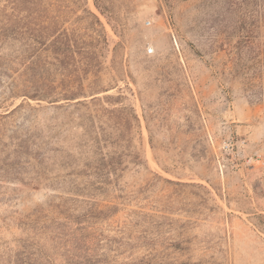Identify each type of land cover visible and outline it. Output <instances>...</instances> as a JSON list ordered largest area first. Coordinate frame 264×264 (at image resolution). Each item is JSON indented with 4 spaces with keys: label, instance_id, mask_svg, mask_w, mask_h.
Wrapping results in <instances>:
<instances>
[{
    "label": "rangeland",
    "instance_id": "374dc122",
    "mask_svg": "<svg viewBox=\"0 0 264 264\" xmlns=\"http://www.w3.org/2000/svg\"><path fill=\"white\" fill-rule=\"evenodd\" d=\"M11 2L0 264H264V0Z\"/></svg>",
    "mask_w": 264,
    "mask_h": 264
},
{
    "label": "trees",
    "instance_id": "16d2710c",
    "mask_svg": "<svg viewBox=\"0 0 264 264\" xmlns=\"http://www.w3.org/2000/svg\"><path fill=\"white\" fill-rule=\"evenodd\" d=\"M11 3H15V9H18V7H22L20 9V11H23V9L26 7V5H28L30 3V0H13V2ZM27 16V14L25 13V16L24 18ZM28 25V26H27ZM25 26L29 27V30L30 31H33L35 33H37L35 36H34V39L33 41L35 43H41V34H40V29H39V26L37 23H32V22H28L25 24ZM32 97H38V98H42L44 97L41 90H40V86H36L34 89H33V96ZM102 208H105V206H102ZM94 216H93V219L96 220L98 219L97 218V215H102V210H98L96 212V210H94ZM120 231V230H119ZM112 241V242H111ZM109 241L112 245L114 244V246H112V248L114 247V249H111V252L113 250V252L116 254L117 252H119V249H120V241H117L116 239H113ZM89 255H86V254H83L81 257L79 255H74L72 260H70V263L71 264H96V262H93L92 261V258L90 257ZM80 259V260H79ZM108 258H103V260L101 261L103 264H108V261H107Z\"/></svg>",
    "mask_w": 264,
    "mask_h": 264
},
{
    "label": "built area",
    "instance_id": "2783aa9c",
    "mask_svg": "<svg viewBox=\"0 0 264 264\" xmlns=\"http://www.w3.org/2000/svg\"><path fill=\"white\" fill-rule=\"evenodd\" d=\"M148 52L150 53L151 51H150V50H148Z\"/></svg>",
    "mask_w": 264,
    "mask_h": 264
}]
</instances>
